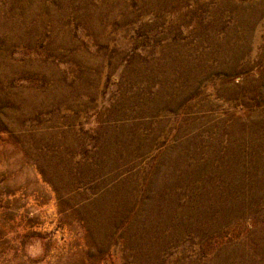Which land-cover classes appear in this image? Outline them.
<instances>
[{"label":"rangeland","instance_id":"374dc122","mask_svg":"<svg viewBox=\"0 0 264 264\" xmlns=\"http://www.w3.org/2000/svg\"><path fill=\"white\" fill-rule=\"evenodd\" d=\"M0 264H264V0H0Z\"/></svg>","mask_w":264,"mask_h":264},{"label":"bare ground","instance_id":"6f19581e","mask_svg":"<svg viewBox=\"0 0 264 264\" xmlns=\"http://www.w3.org/2000/svg\"><path fill=\"white\" fill-rule=\"evenodd\" d=\"M159 141V140H158Z\"/></svg>","mask_w":264,"mask_h":264}]
</instances>
